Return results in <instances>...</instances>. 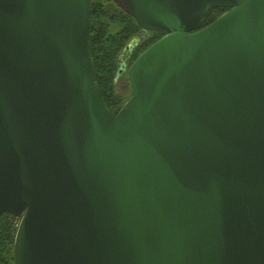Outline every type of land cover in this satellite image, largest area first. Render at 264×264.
<instances>
[{
    "label": "water",
    "instance_id": "95a60500",
    "mask_svg": "<svg viewBox=\"0 0 264 264\" xmlns=\"http://www.w3.org/2000/svg\"><path fill=\"white\" fill-rule=\"evenodd\" d=\"M163 37L115 114L92 0H0V217L15 264H264V0H113ZM214 8L229 11L202 28Z\"/></svg>",
    "mask_w": 264,
    "mask_h": 264
},
{
    "label": "trees",
    "instance_id": "16d2710c",
    "mask_svg": "<svg viewBox=\"0 0 264 264\" xmlns=\"http://www.w3.org/2000/svg\"><path fill=\"white\" fill-rule=\"evenodd\" d=\"M229 11L214 8L203 18L202 28L209 26ZM137 21L125 13L113 0H92L90 25V51L95 71L96 85L107 108L117 114L127 97L119 88L121 71L119 59L130 53L131 66L148 48L163 35L150 33L132 50V41L142 33ZM128 51V52H127ZM18 218L11 214L0 217V264H15L14 245L18 231Z\"/></svg>",
    "mask_w": 264,
    "mask_h": 264
},
{
    "label": "rangeland",
    "instance_id": "374dc122",
    "mask_svg": "<svg viewBox=\"0 0 264 264\" xmlns=\"http://www.w3.org/2000/svg\"><path fill=\"white\" fill-rule=\"evenodd\" d=\"M150 33L152 32H148V31H142V33H140L130 44V46L128 47V49L132 50L134 49V47L136 45H138L140 42H142L144 39H147L150 36ZM128 52V51H127ZM131 54L130 53H124L120 59V69H122L121 71V81L119 83V88H121L123 90V92H125V96L127 97L126 99L129 100V98L132 96V88L129 82V78H128V69L131 67L129 66V59H130ZM127 100V101H128ZM126 101V102H127ZM21 222V218H18V226Z\"/></svg>",
    "mask_w": 264,
    "mask_h": 264
}]
</instances>
